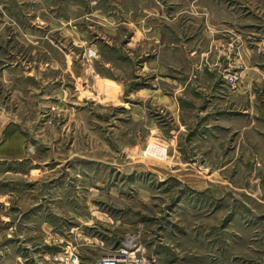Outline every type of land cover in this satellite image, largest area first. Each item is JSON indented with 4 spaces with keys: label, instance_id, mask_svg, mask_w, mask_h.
I'll return each instance as SVG.
<instances>
[{
    "label": "rangeland",
    "instance_id": "374dc122",
    "mask_svg": "<svg viewBox=\"0 0 264 264\" xmlns=\"http://www.w3.org/2000/svg\"><path fill=\"white\" fill-rule=\"evenodd\" d=\"M18 1L63 19L66 97L0 161V264H95L132 237L153 264H264V0Z\"/></svg>",
    "mask_w": 264,
    "mask_h": 264
},
{
    "label": "crops",
    "instance_id": "0c3cea01",
    "mask_svg": "<svg viewBox=\"0 0 264 264\" xmlns=\"http://www.w3.org/2000/svg\"><path fill=\"white\" fill-rule=\"evenodd\" d=\"M62 20L58 17L56 23L50 24L46 10H34L31 1L0 0V161H21L28 157L33 125H44L45 129L46 125H64L63 120L53 121L48 110L50 105L61 104L66 97L64 59L59 58L57 50L50 49L49 41V34L55 32L52 38H56V47L63 44L65 24ZM112 21L113 18L106 19L103 31L110 42L119 34ZM127 28L132 38L126 46L135 47L140 42V33L133 25ZM158 34L160 38L163 36V40L164 36L165 39L168 37L162 30L154 35ZM135 36L136 41L133 39ZM166 42L170 44L168 39ZM167 44L162 45L163 49L167 47L170 50ZM100 80L114 83L118 88L113 79ZM142 90L130 95L151 103H155L154 95H158L161 101L156 100V103L162 104L172 114L177 112L176 101L172 97L162 96L160 90L146 89L147 96L142 99L138 95ZM130 114L132 121L143 124L145 114L139 106H134Z\"/></svg>",
    "mask_w": 264,
    "mask_h": 264
},
{
    "label": "built area",
    "instance_id": "2783aa9c",
    "mask_svg": "<svg viewBox=\"0 0 264 264\" xmlns=\"http://www.w3.org/2000/svg\"><path fill=\"white\" fill-rule=\"evenodd\" d=\"M95 55L94 51H88L89 57H94ZM232 80L230 78L231 82ZM140 248L141 246L133 237L127 238L120 247L99 257L95 264H153L154 260L152 258L142 256Z\"/></svg>",
    "mask_w": 264,
    "mask_h": 264
}]
</instances>
